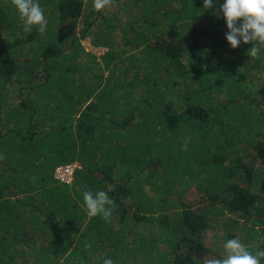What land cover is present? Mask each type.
I'll return each instance as SVG.
<instances>
[{"label": "trees", "instance_id": "1", "mask_svg": "<svg viewBox=\"0 0 264 264\" xmlns=\"http://www.w3.org/2000/svg\"><path fill=\"white\" fill-rule=\"evenodd\" d=\"M223 3L57 0L65 28L42 34L1 0L0 264H208L233 238L264 249V51L223 54ZM67 165L70 183L55 175ZM99 190L108 222L85 214L82 193Z\"/></svg>", "mask_w": 264, "mask_h": 264}, {"label": "clouds", "instance_id": "2", "mask_svg": "<svg viewBox=\"0 0 264 264\" xmlns=\"http://www.w3.org/2000/svg\"><path fill=\"white\" fill-rule=\"evenodd\" d=\"M217 3L218 0H203V7L213 9ZM111 4L112 0H93L96 12H101ZM11 5L23 22L24 32L31 33L34 27H38L40 33L46 31L47 22L39 0H11ZM216 13L225 20L228 29L225 39L231 49H236L241 44H251L248 50L251 58H257L264 51V0H224ZM184 148H187L186 144ZM76 166L74 165V169ZM82 199L88 217L99 216L106 222L111 220L115 202L108 191H84ZM223 248V258L209 261L208 264H261L264 260V249L253 254L238 238L227 240ZM103 264H113V260L104 258Z\"/></svg>", "mask_w": 264, "mask_h": 264}, {"label": "rangeland", "instance_id": "3", "mask_svg": "<svg viewBox=\"0 0 264 264\" xmlns=\"http://www.w3.org/2000/svg\"><path fill=\"white\" fill-rule=\"evenodd\" d=\"M39 3L41 4V7L44 9V14H45V19H46V22H47V24L49 23V24H51L52 25V27H54V28H57V30H59V29H61V28H65V25L64 24H62L61 22H60V16H58V13H57V11H56V9H55V6H54V4L55 3H57V0H55V3L53 2V1H49V0H39ZM0 4H1V0H0ZM105 13V12H104ZM55 18H57V20H55ZM82 28H83V26H82ZM12 34V36H11V38L12 37H14V36H16L17 34H19V33H11ZM43 34V33H42ZM46 34V33H45ZM3 36H5V33H3ZM11 38H10V40H11ZM90 37H86V39H83V40H81L80 42H81V45L86 49V51H88V52H92V53H94L96 56H98L97 57V61H98V63L100 64V68L101 69H104L105 67L102 65V62H101V59H100V55L104 52V49H102V48H94V47H92L91 45H90ZM9 41V40H8ZM118 43V42H117ZM38 45H40L39 44V42L38 41H35V43H34V47L36 48V50H38ZM119 46L121 45L120 43L118 44ZM228 46H229V44H228ZM120 49H122V47H120ZM239 49V48H238ZM238 49H236L237 51H233L234 49H231L230 48V46L229 47H225V49H223L222 50V52H223V54H226V57H228V56H231V55H237V54H239V50ZM125 55H127V53H125V54H122V58H124L125 57ZM124 56V57H123ZM126 58V57H125ZM125 60V59H124ZM127 64V63H126ZM96 74H98V75H100V74H103L104 75V77H107V74H108V71H106V69H104V71H103V73H102V71H97V72H95V75ZM188 194H192V191L190 190L189 192H188ZM220 225V224H219ZM218 225V226H219ZM211 234H213V233H211ZM224 235V232L222 231V230H219L218 232H217V237L216 238H212V236L210 237V239L208 240L209 242H211V241H217L218 239V241H220V242H222L223 241V239L221 238L222 236ZM221 238V239H220ZM215 243V242H214ZM217 243V242H216ZM216 243L215 244H213V243H211V246L212 245H216ZM213 246V247H214Z\"/></svg>", "mask_w": 264, "mask_h": 264}, {"label": "built area", "instance_id": "4", "mask_svg": "<svg viewBox=\"0 0 264 264\" xmlns=\"http://www.w3.org/2000/svg\"><path fill=\"white\" fill-rule=\"evenodd\" d=\"M74 171V165H67L58 167L55 171V175L63 182L70 183L72 181Z\"/></svg>", "mask_w": 264, "mask_h": 264}]
</instances>
